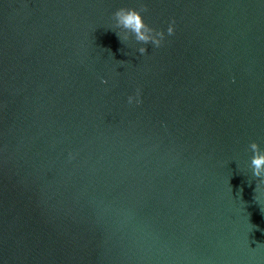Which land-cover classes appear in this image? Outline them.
I'll list each match as a JSON object with an SVG mask.
<instances>
[{"label": "water", "instance_id": "1", "mask_svg": "<svg viewBox=\"0 0 264 264\" xmlns=\"http://www.w3.org/2000/svg\"><path fill=\"white\" fill-rule=\"evenodd\" d=\"M253 140L264 0H0V264H264Z\"/></svg>", "mask_w": 264, "mask_h": 264}, {"label": "clouds", "instance_id": "2", "mask_svg": "<svg viewBox=\"0 0 264 264\" xmlns=\"http://www.w3.org/2000/svg\"><path fill=\"white\" fill-rule=\"evenodd\" d=\"M143 6L137 7H119L113 13L114 25L111 29L116 31V35L121 42L128 44L129 41H135L139 44L137 52L145 54L146 45L150 42L154 48H158L163 42L165 35H172L175 31V22L170 21L166 30H159L149 25L141 11ZM103 82V81H102ZM128 103H140L139 92L127 97ZM252 155L249 162V168L253 177H259L258 184H264V148H261L255 140L248 145ZM255 199L259 202L257 196ZM260 203V202H259ZM261 205V204H260ZM264 211V207L261 206Z\"/></svg>", "mask_w": 264, "mask_h": 264}]
</instances>
